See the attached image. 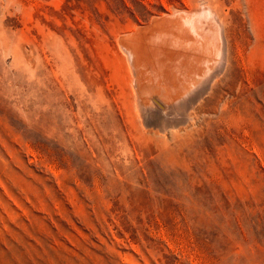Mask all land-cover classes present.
<instances>
[{
    "label": "rangeland",
    "instance_id": "rangeland-1",
    "mask_svg": "<svg viewBox=\"0 0 264 264\" xmlns=\"http://www.w3.org/2000/svg\"><path fill=\"white\" fill-rule=\"evenodd\" d=\"M192 12L163 112L138 46ZM0 264H264V0H0Z\"/></svg>",
    "mask_w": 264,
    "mask_h": 264
},
{
    "label": "bare ground",
    "instance_id": "bare-ground-1",
    "mask_svg": "<svg viewBox=\"0 0 264 264\" xmlns=\"http://www.w3.org/2000/svg\"><path fill=\"white\" fill-rule=\"evenodd\" d=\"M197 11V10H195ZM174 13V12H173ZM194 12H192V17L194 15H196L194 17V19H191L189 21L186 22H183V20L181 19L182 17H179L176 20V23H173V26H169L168 25V28L169 27H172L169 31L165 28H163V34L162 33H159L158 36L157 35H154V36H157V38H154V36H152L151 38L153 39H147V43L149 40V43L151 46H149V48H140V46H138V49L141 50V49H144V51H146L147 55L149 56L148 58H145V62L146 64L150 65L152 69H149L150 72L152 73V75L150 76L149 79H146L144 81V84L142 85L143 87V92L142 94L144 93L145 96L148 95V97L150 96L151 99H153V101L155 102V104L157 105V108H159V110L161 111H165V112H169V110L167 109L168 107H166V103H168L167 105H169V109H170V106H171V110L175 109L176 110V106L178 105V103H180L178 106H182V102L184 101L185 102V93L187 94V91H189L191 93V90L190 88H188V90H186L185 93L182 94V92L180 91L181 89L183 90L184 89H187V85L186 83H188V81L190 80L191 82V79L193 78H196L197 76H200V79L201 80L202 76L204 77V72H206V70L204 69L208 64L210 66V63H208V61H214V59L218 56H216L215 58L212 57L211 55L208 54L209 57H207V52H203V53H200L198 55H196L194 58H190V54L193 52V54H195V52L197 50H200L201 49V46L198 45V42H197V36H193L194 35V32H193V35H190L192 34V30H193V27L192 25L194 23H198V25L201 27V28H205V29H208L207 27V24L205 22V25H203L202 23H204V21L202 20V23L200 22V18L204 16H202V12H198L193 15ZM188 14V12H187ZM190 15V14H189ZM176 15H174L175 17ZM186 16V15H185ZM206 18V17H205ZM163 20V19H162ZM186 21V20H184ZM188 23V24H187ZM158 24H160L158 22ZM153 25V24H152ZM163 25V24H162ZM172 25V24H171ZM158 26V25H156ZM166 26V25H165ZM196 26V25H195ZM212 27V25H210V28ZM162 28H160L162 30ZM152 29V28H151ZM155 29V27H154ZM158 29V28H156ZM213 29V27H212ZM147 29H145L144 31H146ZM190 34H189V33ZM219 32V30H218ZM217 32V33H218ZM141 34V33H140ZM150 34V33H149ZM148 34V36H149ZM154 34V33H153ZM190 37V38H187V37ZM219 36V35H218ZM221 36V35H220ZM145 37V36H144ZM143 37V38H144ZM197 38V39H195ZM206 38V37H205ZM209 38V37H208ZM219 38V37H218ZM145 39V38H144ZM158 39H160L158 41ZM178 39V40H176ZM202 39V38H201ZM210 39V38H209ZM208 39V40H209ZM200 40V39H199ZM211 40V39H210ZM145 41V40H144ZM146 41L143 42V45L142 46H145L144 43L146 44ZM193 41V42H191ZM156 42V43H155ZM214 42V41H213ZM212 42V43H213ZM221 42V41H220ZM219 42V46L218 48H215V52L217 54V52L220 50L219 48L221 47V43ZM211 43V42H210ZM214 44V43H213ZM212 44V45H213ZM223 44V43H222ZM141 45V44H140ZM147 45V44H146ZM212 45H210V48L209 50L212 49ZM175 46H178V47H183V49L185 48L184 51H182L181 49H178L176 48ZM223 46V45H222ZM193 49L192 52H190V49ZM213 47H216L215 44L213 45ZM225 47V46H224ZM137 49V50H138ZM150 49V50H149ZM219 49V50H218ZM208 50V51H209ZM225 50V49H223ZM222 52L224 53L225 51ZM210 52V51H209ZM139 53V52H138ZM137 53V54H138ZM145 53V54H146ZM211 54V53H210ZM213 54V53H212ZM225 54V53H224ZM187 55V59L185 60L184 57ZM140 56V55H139ZM144 58V54H143V51L141 53V59ZM218 58V57H217ZM139 59V58H138ZM222 60V59H221ZM220 61V60H219ZM137 62L139 63V60H137ZM184 63L185 64V71L182 70V68L180 67V65ZM207 63V64H206ZM203 64L204 65V68H203ZM219 64V63H218ZM139 67V66H138ZM211 67V66H210ZM218 65H216L215 69H218L217 68ZM140 68V67H139ZM171 68H174V69H180V75L179 77H177V72H175L173 75H166L165 78H161V69H163V71L166 73L168 70H170ZM208 68V66L206 67V69ZM214 69V67H213ZM212 67L210 68V70H213ZM141 70V69H140ZM142 72V77L143 75L145 74L143 71ZM213 73V72H212ZM154 74H157L159 75V78L158 80L156 79V76H154ZM206 74H208L206 72ZM205 74V75H206ZM214 74V73H213ZM209 76V74L207 75ZM154 77V78H153ZM206 78V77H204ZM210 78V76H209ZM154 79L157 80V85L158 86H155L154 84ZM198 79V78H197ZM208 79V78H206ZM211 80V79H210ZM210 80H208L210 82ZM141 81V80H140ZM207 81V80H206ZM201 82V81H198V83ZM192 83V82H191ZM197 83V82H195ZM194 83V84H195ZM203 83V82H202ZM205 83V82H204ZM208 83V82H207ZM160 84V85H159ZM140 85V84H139ZM199 84H197L198 86ZM208 85V84H206ZM195 86V85H194ZM196 86V87H197ZM190 87H192L190 85ZM205 87V86H204ZM142 89V88H140ZM198 88H196L197 90ZM193 90V89H192ZM195 90V89H194ZM142 91V90H141ZM188 92V93H189ZM144 96V95H143ZM159 96V98L157 97ZM177 96V97H175ZM189 96V95H187ZM147 97V98H148ZM194 99V98H193ZM182 103V104H181ZM170 110V111H171Z\"/></svg>",
    "mask_w": 264,
    "mask_h": 264
}]
</instances>
